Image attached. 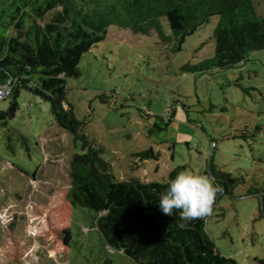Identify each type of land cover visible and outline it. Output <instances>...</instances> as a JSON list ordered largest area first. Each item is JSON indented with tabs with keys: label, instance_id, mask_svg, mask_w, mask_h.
<instances>
[{
	"label": "rangeland",
	"instance_id": "374dc122",
	"mask_svg": "<svg viewBox=\"0 0 264 264\" xmlns=\"http://www.w3.org/2000/svg\"><path fill=\"white\" fill-rule=\"evenodd\" d=\"M252 1L264 16V0ZM216 21L175 52L154 34L110 26L81 57L79 75L66 78V101L118 180L164 181L176 168L209 175L210 163L240 179L204 227L237 264H264V49L224 69L181 70L214 55ZM12 100H0V110ZM16 100L0 123V264H97L91 230L67 196L69 159L81 144L48 100L26 88ZM148 148L157 159L136 156Z\"/></svg>",
	"mask_w": 264,
	"mask_h": 264
},
{
	"label": "trees",
	"instance_id": "16d2710c",
	"mask_svg": "<svg viewBox=\"0 0 264 264\" xmlns=\"http://www.w3.org/2000/svg\"><path fill=\"white\" fill-rule=\"evenodd\" d=\"M213 16L214 55L184 64L182 71L224 69L245 61L250 51L264 49V16L256 13L252 0H0V84L15 79L13 100L0 110V123L14 116L18 92L26 88L48 100L56 123L75 144L80 142L82 152L69 159L67 196L91 230L95 242H90L94 249L89 259L97 264L103 258L104 264H237L206 232L210 213L185 222L179 210L173 216L161 212V194L179 168L164 181L116 179L102 149L82 131V122L66 101V78L79 75L81 57L106 38L110 26L154 34L175 52ZM136 156L157 159L158 154L148 148ZM207 173L224 189L213 210L240 179L212 163ZM79 228L76 235L81 234Z\"/></svg>",
	"mask_w": 264,
	"mask_h": 264
},
{
	"label": "clouds",
	"instance_id": "9594fccd",
	"mask_svg": "<svg viewBox=\"0 0 264 264\" xmlns=\"http://www.w3.org/2000/svg\"><path fill=\"white\" fill-rule=\"evenodd\" d=\"M223 187L207 174L185 169L176 174L161 194L159 207L163 214L173 216L179 210L182 221L188 222L211 212L217 194ZM181 228L185 223H180Z\"/></svg>",
	"mask_w": 264,
	"mask_h": 264
},
{
	"label": "built area",
	"instance_id": "2783aa9c",
	"mask_svg": "<svg viewBox=\"0 0 264 264\" xmlns=\"http://www.w3.org/2000/svg\"><path fill=\"white\" fill-rule=\"evenodd\" d=\"M15 84V79L9 78L3 84H0V100L10 96ZM214 145V143H212Z\"/></svg>",
	"mask_w": 264,
	"mask_h": 264
}]
</instances>
